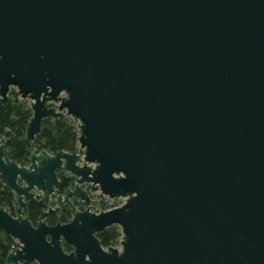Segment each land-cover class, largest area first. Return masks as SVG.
<instances>
[{
    "label": "water",
    "instance_id": "95a60500",
    "mask_svg": "<svg viewBox=\"0 0 264 264\" xmlns=\"http://www.w3.org/2000/svg\"><path fill=\"white\" fill-rule=\"evenodd\" d=\"M11 99L30 104V145L48 119L78 138L26 166L0 141L5 264H264V0H0ZM104 198L123 203L92 211Z\"/></svg>",
    "mask_w": 264,
    "mask_h": 264
},
{
    "label": "trees",
    "instance_id": "16d2710c",
    "mask_svg": "<svg viewBox=\"0 0 264 264\" xmlns=\"http://www.w3.org/2000/svg\"><path fill=\"white\" fill-rule=\"evenodd\" d=\"M14 94L15 91L12 90L10 96L12 97ZM31 117L32 112L28 101L11 99L6 106L0 105V141L4 144L6 154L11 161L20 166H26L31 153H39L45 150L50 154H56L61 151L72 152L76 150L78 134L73 121L70 119L43 121L40 134L34 144L30 145L25 140V131ZM71 182L70 178L62 177L60 191L66 189ZM13 204L14 195L8 189H3L0 192V206L14 215ZM45 209L40 201H33L29 204L27 215L33 226L37 225L39 216ZM107 209L105 208L103 211ZM58 219L63 224L68 223L71 219L70 211L67 208H61ZM47 224L53 225V221L47 219ZM97 237L102 247L108 249L118 246L121 233L118 227H111ZM14 245L15 241L5 236L0 230V264H5V258L12 251ZM63 247L65 252L71 251L69 247L65 245Z\"/></svg>",
    "mask_w": 264,
    "mask_h": 264
},
{
    "label": "rangeland",
    "instance_id": "374dc122",
    "mask_svg": "<svg viewBox=\"0 0 264 264\" xmlns=\"http://www.w3.org/2000/svg\"><path fill=\"white\" fill-rule=\"evenodd\" d=\"M29 103V102H28ZM74 125H75V127H76V124L74 123ZM77 129V128H76ZM77 149V148H76ZM102 204H101V206H100V204L96 207V208H94L92 211H96L97 213H99V211L100 212H103V209H105V208H108L107 210H110V209H113V208H116V207H118V206H120L122 203H123V200H121V199H118V200H109V199H107V198H104L103 200H102V202H101ZM102 205H104V206H102ZM106 210V211H107ZM118 247V246H117Z\"/></svg>",
    "mask_w": 264,
    "mask_h": 264
},
{
    "label": "flooded vegetation",
    "instance_id": "af4514ba",
    "mask_svg": "<svg viewBox=\"0 0 264 264\" xmlns=\"http://www.w3.org/2000/svg\"><path fill=\"white\" fill-rule=\"evenodd\" d=\"M59 177H60V180H61L62 177L70 178V179L72 180V182H71V184H70L67 188L72 189V188L74 187V179H73L71 176H69V175H67V174H64V175H60ZM83 189H84L85 191H89L90 187H89L88 185H84V186H83ZM102 200H103V199H102ZM102 200L99 202V204H101ZM99 204H98V205H99ZM74 205H75L78 209L80 208V204L74 203ZM61 208H67V209L70 211V208H69L67 205H65V206H63V207H61ZM61 208H60V209H61ZM60 209H59V211H60ZM58 213H59V212H58ZM70 215H71V214H70Z\"/></svg>",
    "mask_w": 264,
    "mask_h": 264
},
{
    "label": "bare ground",
    "instance_id": "6f19581e",
    "mask_svg": "<svg viewBox=\"0 0 264 264\" xmlns=\"http://www.w3.org/2000/svg\"><path fill=\"white\" fill-rule=\"evenodd\" d=\"M88 186H89V185H88ZM89 187H90V186H89ZM96 207H97V206H96ZM96 207H95V208H96ZM93 209H94V208H93ZM93 209H92V210H93Z\"/></svg>",
    "mask_w": 264,
    "mask_h": 264
}]
</instances>
